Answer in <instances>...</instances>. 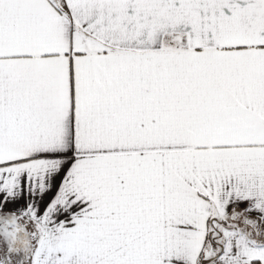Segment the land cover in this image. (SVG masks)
<instances>
[{"label": "snow or ice", "instance_id": "6c2138e0", "mask_svg": "<svg viewBox=\"0 0 264 264\" xmlns=\"http://www.w3.org/2000/svg\"><path fill=\"white\" fill-rule=\"evenodd\" d=\"M0 264H264V0H0Z\"/></svg>", "mask_w": 264, "mask_h": 264}]
</instances>
